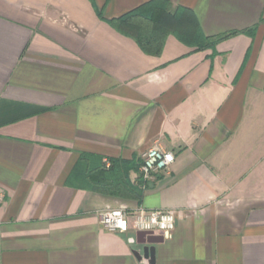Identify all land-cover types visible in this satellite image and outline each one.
I'll return each mask as SVG.
<instances>
[{
  "label": "crops",
  "instance_id": "0c3cea01",
  "mask_svg": "<svg viewBox=\"0 0 264 264\" xmlns=\"http://www.w3.org/2000/svg\"><path fill=\"white\" fill-rule=\"evenodd\" d=\"M148 1L0 0V264H264V0H167L206 37L257 30L158 56L108 24ZM151 146L174 161L141 185ZM82 153L133 162L140 200L84 188ZM113 209L174 229L108 232Z\"/></svg>",
  "mask_w": 264,
  "mask_h": 264
},
{
  "label": "trees",
  "instance_id": "16d2710c",
  "mask_svg": "<svg viewBox=\"0 0 264 264\" xmlns=\"http://www.w3.org/2000/svg\"><path fill=\"white\" fill-rule=\"evenodd\" d=\"M262 22L264 18L260 21ZM108 24L119 33L132 38L140 49L150 56L160 54L168 35H173L180 42L195 47L196 50H203L214 48L218 43L238 34L253 37L257 30V25H254L243 30L206 37L202 34L198 20L191 10L181 6L171 8L167 0H150L108 20ZM108 161L110 166L106 168L100 156L80 154L76 178L90 191L139 201L142 190L133 185L128 178L129 172L136 169L135 164L113 158ZM141 185L144 184L141 182Z\"/></svg>",
  "mask_w": 264,
  "mask_h": 264
},
{
  "label": "built area",
  "instance_id": "2783aa9c",
  "mask_svg": "<svg viewBox=\"0 0 264 264\" xmlns=\"http://www.w3.org/2000/svg\"><path fill=\"white\" fill-rule=\"evenodd\" d=\"M140 158L139 178L143 184L164 174L174 161L171 152L158 146H151L141 154ZM105 165L109 166L107 161H105ZM4 199L5 192L0 187V207L4 203ZM175 219V214L171 211H139L131 214L123 209H113L99 215V224L106 231L113 233L134 231L167 235L174 229Z\"/></svg>",
  "mask_w": 264,
  "mask_h": 264
},
{
  "label": "water",
  "instance_id": "95a60500",
  "mask_svg": "<svg viewBox=\"0 0 264 264\" xmlns=\"http://www.w3.org/2000/svg\"><path fill=\"white\" fill-rule=\"evenodd\" d=\"M154 235H156L155 232H137V236H142V237H153ZM162 238L158 239V240H151L150 243L151 244H155V243H158V242H161ZM151 250H153V247L150 248ZM149 250V248H144V251L146 253V251ZM147 254V253H146Z\"/></svg>",
  "mask_w": 264,
  "mask_h": 264
},
{
  "label": "clouds",
  "instance_id": "9594fccd",
  "mask_svg": "<svg viewBox=\"0 0 264 264\" xmlns=\"http://www.w3.org/2000/svg\"><path fill=\"white\" fill-rule=\"evenodd\" d=\"M145 226H147V225H145ZM161 227H163V225H161Z\"/></svg>",
  "mask_w": 264,
  "mask_h": 264
}]
</instances>
